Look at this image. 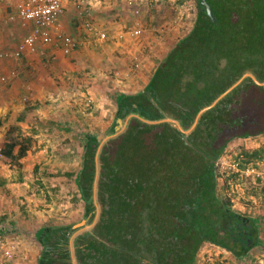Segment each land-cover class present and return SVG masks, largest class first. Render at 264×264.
<instances>
[{
	"label": "trees",
	"instance_id": "1",
	"mask_svg": "<svg viewBox=\"0 0 264 264\" xmlns=\"http://www.w3.org/2000/svg\"><path fill=\"white\" fill-rule=\"evenodd\" d=\"M207 1L216 20L195 0L192 30L142 93L118 97V118L139 114L190 126L244 74L264 81V0ZM258 134H264V84L251 76L205 110L189 134L136 117L103 144L89 133L82 138L75 193L86 221L39 229L36 264H196L205 242L250 258L262 243L260 222L222 197L218 178L229 188L248 163L264 160V150L243 151L238 169L221 175L216 163L231 139Z\"/></svg>",
	"mask_w": 264,
	"mask_h": 264
},
{
	"label": "crops",
	"instance_id": "2",
	"mask_svg": "<svg viewBox=\"0 0 264 264\" xmlns=\"http://www.w3.org/2000/svg\"><path fill=\"white\" fill-rule=\"evenodd\" d=\"M21 1L0 0L3 19L0 20V213L3 214L0 220L5 224L3 229L9 227L12 231L32 234L40 254L42 247L35 240L39 229L79 221L77 225L82 226L86 221L83 204L76 200L75 193L84 148L77 138L89 132L77 123H91L93 118L104 121L102 118L107 113L101 108L113 95L112 122L117 123L116 128L120 127L118 97L142 93L160 62L190 33L195 22L187 21L184 4L175 8L177 5L173 2L172 6L183 15L177 23L160 21L162 31L155 33L154 9L169 10L165 7L169 5L164 3L173 0L155 4L151 0H134L142 17L134 15V7L125 0H84L81 8H76L71 0H63L62 30L78 41L77 47L66 54L59 42L48 45L38 42L34 49L25 47L21 57L16 58L8 53L23 43L31 26L20 18H9ZM185 2L189 5L191 0ZM151 5L154 9H150ZM148 10L154 13L149 22L143 18ZM86 21H92L106 32L107 39L101 40L87 30ZM138 26L143 33L136 36L133 29ZM19 31H24L23 35H18ZM83 75L85 86L79 85L81 89L77 91L78 77ZM111 89L113 93L109 92ZM132 115L138 118L139 114ZM128 123L129 120L125 127ZM101 134L98 133V138ZM242 141L244 145L236 151L234 163L229 166L234 170L243 160V151L264 150V134L233 138L226 149ZM21 149H26L25 154L18 157ZM241 174H251L252 186L260 184L261 187L259 193L253 188L248 190L250 199L245 203L246 210L260 222L262 243L252 248L250 258L245 259H237L226 248L209 243L216 247L213 264H264V160L248 163ZM226 190L231 194L230 187ZM21 242L25 243L23 239ZM196 264L210 263L200 262L198 258Z\"/></svg>",
	"mask_w": 264,
	"mask_h": 264
},
{
	"label": "rangeland",
	"instance_id": "3",
	"mask_svg": "<svg viewBox=\"0 0 264 264\" xmlns=\"http://www.w3.org/2000/svg\"><path fill=\"white\" fill-rule=\"evenodd\" d=\"M23 1L24 0H22L21 2H23ZM71 1L77 6L76 8H78V7L81 8V6L83 5V2H84V0H71ZM125 1H127V4H129L131 7H134V10H133L134 11L133 12L134 15L142 17L141 16V10L139 9L140 7H139L138 3H136V1H134V0H125ZM151 1H153L152 3L155 4V3H158V2L160 3L163 0H151ZM173 2H175V4L177 5L175 8H178V7H180V6H182L184 4L183 11L185 13L184 15H187L186 16V18H188L187 21L189 23H194L195 22L194 21V18L196 16L195 15V11L197 12V6H196L195 0H191V3L189 5H188L187 2H185V0H173V1H170V2L167 1V3H164V4L165 5H169V6H165V7H168L169 10L166 8V10L164 11L162 9V7H160L161 10L159 12L156 9H154L153 5H151L150 9H154V12H155V20H154V22H155L156 25L152 27V29H154L156 31L155 33H157V32L159 33V31H162L161 24L163 22L170 21V20H173V22H174L177 19L179 20L178 17L180 15H183V14H180L181 13L180 10H178V9L176 10L172 6ZM19 4H17L16 6L18 7ZM194 6H195V10H193ZM11 7H13V6H11ZM190 8H191V10H190ZM62 10H63V0H62ZM190 11H191V13H190ZM61 13H62V11H61ZM14 15L15 14H12L11 17H9V18L10 19L19 18L18 16H14ZM159 15H161V16H159ZM60 16H61V14H60ZM143 18L148 19V22H149L150 21L149 19L154 18L153 11L151 12L150 10H148L143 15ZM0 20H3V19H1V17H0ZM59 21H60V17H59ZM160 21L162 23H160ZM60 23H61V21H60ZM86 23H90L98 31L104 32L103 30H99V28H97L96 25L93 24L92 21H86L84 23L85 28L87 30L93 32L92 29L90 30L87 27ZM175 23H177V21ZM134 28L135 29H133V30H135L136 32H133V33H135L136 36H139V35H141L143 33V32H141V31H143V29L140 26L134 27ZM26 29H27V27H26ZM60 29H61V31H62V33L64 35L70 36V35L64 33V31L62 30V24L60 26ZM32 31H33V26L31 24L30 29H28V31H27V34L32 32ZM52 31L54 33V31H56V30L54 29ZM95 32H93V34H95ZM23 33H24V31H19L18 35H23ZM104 33L106 34V32H104ZM70 37H72V36H70ZM105 39H107V34H106ZM38 42L44 43L41 39H38L36 41V46H37ZM44 44L48 45V44H57V43L53 42V43H44ZM21 45H22V43L20 45H18V47H17V49L15 51L9 52L8 54H12L13 56L12 55L11 56L12 57H16V58L21 57V55L23 53L22 51L20 52L19 55L15 54L16 51L20 50ZM65 53L67 54L69 52H65ZM1 54H4V53H1ZM85 80H86V77L84 75L81 78L78 77V80H77L78 83H76V87L78 88L77 91L78 90L80 91V89H81V88H79V85L81 87H83V85L85 86V82H86ZM257 84H259V83H257ZM110 91H112V89L109 90V92ZM112 93H113V91H112ZM114 105H115L114 104V97H113V95H110L109 98H108L107 104L105 103L104 106L101 108V109H105L106 113H107L102 118L104 121L98 120L97 118H93V121L91 123L84 122V123H82V125L80 123H77L78 126L80 128L81 127H87L86 129L88 130L89 133H93V134H98V133L101 134L102 133L101 135H104V137L100 138V140H101V144H103L107 140L106 137L113 134V132L109 133L108 131H109V129L112 126V123H113L112 119H113V114H114V109H115ZM95 113H96V111H95ZM99 119H101V118H99ZM124 127H125V124H124ZM80 132H82V131L80 130ZM82 138L83 137L77 138V141L80 142L79 143L80 146L83 145ZM118 142H120V141H118ZM118 142H114V144L116 145L117 148H118ZM241 145H244V141H242L241 144L232 145L231 147L228 148L229 150L226 149L227 151L226 150L224 151L225 154L223 153V155H222L223 156V158H222L223 160H221V162H220V159H219L218 162H217L218 172H219L220 175H221V173H224L225 170L231 164L234 163V161L232 159H234V157L236 155L235 153H236V151L238 152V149L240 148ZM124 146H126V145L124 144ZM77 149H78V147H77ZM126 151H127V149H125V152ZM240 175H239V177L236 178L237 180H234L233 183L229 186L230 189H231V194H229V192L226 189L223 188V185H222L223 182L221 183L223 177H219L218 178V180L220 179L219 180L220 181V185H218L219 193L225 199H228V198L230 199L232 207L234 209L241 210V211L247 212L249 214H252L248 210H246L248 208L246 207V203L247 202L245 203V201L246 200L248 201L250 199L249 197H247V195H248L247 193H248V190H250L251 188L256 189V192L259 193L261 187H260V184H258L256 186H252V184L250 182L251 174H240ZM255 206L256 205L253 203L252 208H254ZM77 208H78L77 212H80L79 206H77ZM249 208H251V207H249ZM1 215H3V214L0 213V216ZM2 222L3 221L0 220V264H34V261H35L37 255L39 254V247L34 243L33 235L32 234H28V233H20V232L15 233L12 230H8V232L3 233V231L4 230L6 231V229L2 228L3 225H5ZM21 237H22V239H23V241L25 243L21 242V240H22V239H20ZM24 244H27L25 248H24ZM5 251H9L8 254H5ZM198 255H199L198 258H199L200 262L203 261V260L204 261L206 260V262H208L210 264H213L214 263L213 262L214 259H216V247H213L209 243L208 244L204 243L203 246L200 248V250L198 252Z\"/></svg>",
	"mask_w": 264,
	"mask_h": 264
},
{
	"label": "built area",
	"instance_id": "4",
	"mask_svg": "<svg viewBox=\"0 0 264 264\" xmlns=\"http://www.w3.org/2000/svg\"><path fill=\"white\" fill-rule=\"evenodd\" d=\"M61 11L62 0H24L21 2L15 15L27 24H32L33 31L24 37L20 50L16 51L15 54L19 55L25 47L34 49L38 39H41L44 43L59 42L65 52L74 50L78 45V41L62 33L59 21ZM86 25L93 32L97 30L90 23H86ZM54 29L56 31L53 33L52 30ZM95 34L99 39H105L106 37V34L102 31L97 30ZM8 252L5 251V254H8Z\"/></svg>",
	"mask_w": 264,
	"mask_h": 264
},
{
	"label": "water",
	"instance_id": "5",
	"mask_svg": "<svg viewBox=\"0 0 264 264\" xmlns=\"http://www.w3.org/2000/svg\"><path fill=\"white\" fill-rule=\"evenodd\" d=\"M199 3L202 5V7H203V9H204V12L213 20V21H215L216 20V18H215V15H214V12H213V10H212V7H211V5H210V3L207 1V0H199ZM246 76H251L252 77V79L255 81V83H259V84H264V81H261V80H259L258 78H256L252 73H247L246 75H243L239 80H237L232 86H230V88H228L223 94H221L215 101H213L211 104H209V105H207V106H205V107H203L199 112H198V114L196 115V117H195V119L192 121V124L190 125V126H185V125H183V124H181L180 122H178L177 120H174V119H171V118H168V119H162V120H160V121H148V120H145L141 115H136L138 118H139V120H141V121H143V122H147V123H159V122H168V123H170L172 126H174L176 129H178L179 131H181V132H183L184 134H189L191 131H193L194 129H195V127H196V125H197V123H198V121H199V119H200V116H201V114L205 111V110H207V109H209L210 107H212L213 105H215L216 104V102L219 100V99H221L227 92H229L232 88H234L237 84H239L242 80H243V78L244 77H246ZM131 116L132 117H134L135 115H132L131 114ZM131 116H127V117H125V118H121V119H119V123H120V127H117L116 129H115V132L112 134V135H110V136H107L106 137V139H108V138H110V137H112V136H114V135H116V134H118L120 131H122L123 130V128H124V124H126V122L129 120V118L131 117ZM102 137H104V135H99V139L100 138H102Z\"/></svg>",
	"mask_w": 264,
	"mask_h": 264
},
{
	"label": "flooded vegetation",
	"instance_id": "6",
	"mask_svg": "<svg viewBox=\"0 0 264 264\" xmlns=\"http://www.w3.org/2000/svg\"><path fill=\"white\" fill-rule=\"evenodd\" d=\"M217 164V163H216Z\"/></svg>",
	"mask_w": 264,
	"mask_h": 264
}]
</instances>
